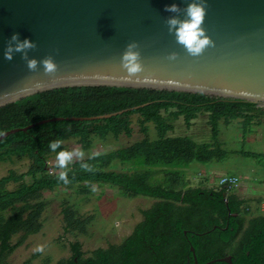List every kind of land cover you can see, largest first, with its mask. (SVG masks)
<instances>
[{"label": "trees", "instance_id": "obj_1", "mask_svg": "<svg viewBox=\"0 0 264 264\" xmlns=\"http://www.w3.org/2000/svg\"><path fill=\"white\" fill-rule=\"evenodd\" d=\"M133 107L138 108L104 120L45 123L0 141V162L29 161L26 172L9 170L0 178V264H8L7 259L16 248L42 230L45 192L60 186H78L77 193L87 196L91 194L92 184H107L126 199L142 197L154 202L141 211L142 221L120 244L95 249L86 258L80 244L71 243V257L56 264H194L190 247L198 264L226 256L231 257L232 264H264V215L259 214L263 200L240 199L235 190L224 188L191 187L190 180L180 171L193 163L222 162L226 152L218 142V123L227 125L239 120L246 135L252 122L259 123L260 117H264V108L197 94L74 87L39 93L0 108V131L24 128L56 117H93ZM204 114L212 134L210 143L197 144L186 137L168 136L174 129L172 122L182 118L189 128ZM133 115L139 116L140 141L86 158L85 162L92 166L91 172L82 170L79 161L69 165L68 185L57 180L59 173L49 172L47 158L56 155L48 147L51 141L61 139L64 143L76 139L86 151L93 136L101 141L109 135L130 138ZM149 123L154 126L155 140L148 137ZM63 149L62 144L57 151ZM115 162L131 170L116 171ZM142 167L148 170L140 171ZM11 184L14 188L9 190ZM61 213L64 233L74 236L86 235L94 220L93 215H79L67 201L62 203ZM16 235L19 238L12 245L11 239ZM38 256L36 253L33 258ZM44 262L48 264L50 259ZM23 264H30V260Z\"/></svg>", "mask_w": 264, "mask_h": 264}, {"label": "water", "instance_id": "obj_2", "mask_svg": "<svg viewBox=\"0 0 264 264\" xmlns=\"http://www.w3.org/2000/svg\"><path fill=\"white\" fill-rule=\"evenodd\" d=\"M190 0H0V108L64 88L117 87L203 95L264 108V0H207L204 28L215 47L194 58L168 32L165 11ZM183 19V14L180 15ZM14 33L37 44L29 58L51 55L54 76L27 69L22 54L3 58ZM140 47L144 72L129 77L121 68L128 43ZM172 52L178 59H167ZM93 117L51 118L6 131L11 134L49 122H91L137 109ZM195 264L194 249L190 247ZM232 264L231 257L212 260Z\"/></svg>", "mask_w": 264, "mask_h": 264}, {"label": "rangeland", "instance_id": "obj_3", "mask_svg": "<svg viewBox=\"0 0 264 264\" xmlns=\"http://www.w3.org/2000/svg\"><path fill=\"white\" fill-rule=\"evenodd\" d=\"M139 116L130 117L132 136L130 138L120 135L117 138L109 135L105 140H99L92 137L91 147L86 150V158L109 153L111 151L129 146L142 139L137 123ZM254 120L250 125V132L243 134L241 122L239 120L231 121L229 124L218 123V142L221 149L226 152V157L220 163L212 162L208 165L193 163L180 171L186 179L191 182V187H205L217 183L218 176L221 173L235 175L239 178V184L234 194L244 200L260 198L263 203L259 209V214L264 215V117H260V122ZM174 129L168 133L170 137H186L197 144L210 143L212 134L207 126V116L199 115L189 128H186L183 119L179 118L172 122ZM147 126V134L150 140L156 139V132L152 123ZM64 149L71 150L80 146L76 139H68L63 143ZM243 152V153H241ZM244 153H251L255 156H245ZM55 156L47 158L48 170L50 173H59L58 169L53 168ZM114 170L128 171L129 166L121 167L116 162ZM29 161L0 162V178L7 175L9 170L17 173L26 172ZM129 168V169H128ZM212 168L215 175L207 176L204 170ZM140 171L148 170L146 167ZM26 181H30L29 178ZM155 182L154 180H151ZM215 183V184H216ZM97 188L93 192L92 186ZM215 187V186H211ZM14 185L8 186L11 190ZM78 186L67 188L60 186L52 192H45L43 199L46 202L45 210L42 214V230L36 234L27 237L24 243L8 257V264H23L30 260V264H46L44 261L49 258L48 264H56L61 259L71 257L69 245L78 242L81 251L88 256L95 249H105L108 245L120 244L133 230L134 226L141 221V211L146 210L153 204L154 200L138 197L135 199H126L119 196L118 192L107 184H92L90 186L91 194L83 196L78 194ZM67 201L70 207L76 210L79 215H93L94 220L87 229L84 236H74L65 234L62 222V203ZM250 207L254 210L253 203ZM19 236H13L11 244L17 243ZM45 245V252L33 258L36 254L33 249L37 245Z\"/></svg>", "mask_w": 264, "mask_h": 264}, {"label": "clouds", "instance_id": "obj_4", "mask_svg": "<svg viewBox=\"0 0 264 264\" xmlns=\"http://www.w3.org/2000/svg\"><path fill=\"white\" fill-rule=\"evenodd\" d=\"M165 11L175 14L166 19L165 23L168 27V32L173 35L175 41L180 45L188 55L198 58L211 47H215L214 41L206 34L204 28L205 18L207 16L208 7L207 0H190L185 8H181L178 4L172 3L170 6L165 7ZM183 14V19L180 15ZM140 45L133 41L127 44L125 51L121 57V68L126 71L129 77L137 76L144 72L142 63L141 52L139 51ZM37 44L29 38L20 39L19 33H14L7 42V46L3 53V58L9 62L14 59V54H22L21 58L26 62L27 69L30 72H36L39 67L43 68V72L47 76H54L58 71V65L54 58L49 55L42 60L29 58V51L35 50ZM170 61L178 59V54L172 52L167 57ZM6 133L0 131V136ZM63 141L61 139L53 140L49 143L48 147L56 153L55 156V169L59 170L57 180L64 185L71 183L68 177L69 165L79 161L80 167L84 171L91 172L92 166L85 162L86 152L79 147L71 150L61 149ZM91 158V157H89ZM93 192L97 188L93 185ZM46 246L41 244L35 246L33 251L35 253L43 254Z\"/></svg>", "mask_w": 264, "mask_h": 264}, {"label": "built area", "instance_id": "obj_5", "mask_svg": "<svg viewBox=\"0 0 264 264\" xmlns=\"http://www.w3.org/2000/svg\"><path fill=\"white\" fill-rule=\"evenodd\" d=\"M239 184V178L236 177V176H221L217 183L215 184V187H218V188H224L226 189L227 191H233L237 188ZM263 207H264V204H263Z\"/></svg>", "mask_w": 264, "mask_h": 264}, {"label": "crops", "instance_id": "obj_6", "mask_svg": "<svg viewBox=\"0 0 264 264\" xmlns=\"http://www.w3.org/2000/svg\"><path fill=\"white\" fill-rule=\"evenodd\" d=\"M203 172H204V174H206L207 176L215 175V170L212 169V168L205 169ZM224 175L229 176L230 174H224V173H221V175L218 176V179H219L221 176H224ZM234 176H235V175H234ZM236 177H237V176H236ZM215 183H216V182H214V184L211 185V186H215ZM211 186H209V187H211Z\"/></svg>", "mask_w": 264, "mask_h": 264}, {"label": "flooded vegetation", "instance_id": "obj_7", "mask_svg": "<svg viewBox=\"0 0 264 264\" xmlns=\"http://www.w3.org/2000/svg\"><path fill=\"white\" fill-rule=\"evenodd\" d=\"M141 221H142V219H141ZM141 221H140V222H141ZM138 223H139V222H138ZM138 223H137V224H138ZM137 224H136V225H137ZM131 232H132V231H131ZM88 256H89V255H88ZM85 257L87 258V256H85ZM193 260H194V259H193ZM196 261H197V260H196ZM194 264H195V262H194Z\"/></svg>", "mask_w": 264, "mask_h": 264}]
</instances>
